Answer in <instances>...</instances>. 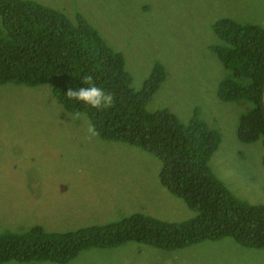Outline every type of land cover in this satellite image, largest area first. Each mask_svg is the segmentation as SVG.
I'll list each match as a JSON object with an SVG mask.
<instances>
[{"label": "rangeland", "instance_id": "374dc122", "mask_svg": "<svg viewBox=\"0 0 264 264\" xmlns=\"http://www.w3.org/2000/svg\"><path fill=\"white\" fill-rule=\"evenodd\" d=\"M19 1L52 10L70 26L79 16L121 55L131 92L160 65L163 78L143 110L166 109L182 124L196 117L217 132L219 142L208 160L211 173L240 202H263L264 147L258 140L241 143L235 136L238 118L250 105L217 98L230 73L212 51L221 41L211 25L229 19L264 27V0ZM73 114L53 99L49 84H0V233H24L38 225L55 236L133 213L167 223L194 216L159 184L160 164L154 156L121 142L89 140V119L85 114L73 119ZM16 262L264 264V247L247 248L229 237L170 250L126 242L82 249L64 263Z\"/></svg>", "mask_w": 264, "mask_h": 264}, {"label": "trees", "instance_id": "16d2710c", "mask_svg": "<svg viewBox=\"0 0 264 264\" xmlns=\"http://www.w3.org/2000/svg\"><path fill=\"white\" fill-rule=\"evenodd\" d=\"M0 16V84H49L53 99L66 112L85 114L99 138L137 146L154 156L160 164L159 184L194 212L192 218L178 223L133 213L113 223L55 236L46 235L38 225L24 233L2 232L0 263H64L82 249L126 242L170 250L229 237L247 248L264 247V200L258 205L240 202L208 167L219 142L217 132L196 117L182 124L166 109L143 110L163 78L160 65L152 68L138 91L131 92L121 55L110 50L79 16L75 17L79 22L70 26L54 11L19 0H0ZM211 29L221 41L212 51L230 73L218 87L217 98L250 105L238 118L235 136L241 143L258 140L264 147V27L219 19ZM86 76L113 96L110 109H92L66 96L69 88L84 87ZM261 163L264 167V153Z\"/></svg>", "mask_w": 264, "mask_h": 264}, {"label": "clouds", "instance_id": "9594fccd", "mask_svg": "<svg viewBox=\"0 0 264 264\" xmlns=\"http://www.w3.org/2000/svg\"><path fill=\"white\" fill-rule=\"evenodd\" d=\"M82 83L85 85L84 87H81L77 90H73L69 88V90L66 93V96L70 100H74L78 103H82L83 105L92 108V109H103L108 110L113 106L114 98L111 94L105 93V91L96 86L94 83H92L91 77L86 76L84 77ZM83 113L76 112L73 114V119H80L82 117ZM87 138L89 140L96 138H99V132L97 131L95 125L89 123L87 127ZM8 264H17L15 260H11L8 262Z\"/></svg>", "mask_w": 264, "mask_h": 264}, {"label": "water", "instance_id": "95a60500", "mask_svg": "<svg viewBox=\"0 0 264 264\" xmlns=\"http://www.w3.org/2000/svg\"><path fill=\"white\" fill-rule=\"evenodd\" d=\"M261 105H262L263 115H264V82H263V86L261 90Z\"/></svg>", "mask_w": 264, "mask_h": 264}]
</instances>
